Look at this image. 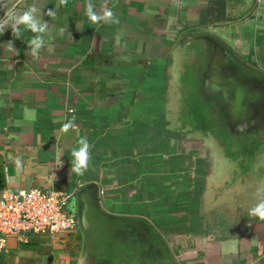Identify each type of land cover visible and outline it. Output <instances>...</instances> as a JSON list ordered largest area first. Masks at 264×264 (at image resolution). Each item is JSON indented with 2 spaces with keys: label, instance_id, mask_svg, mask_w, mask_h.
I'll return each mask as SVG.
<instances>
[{
  "label": "crops",
  "instance_id": "1",
  "mask_svg": "<svg viewBox=\"0 0 264 264\" xmlns=\"http://www.w3.org/2000/svg\"><path fill=\"white\" fill-rule=\"evenodd\" d=\"M33 6L37 56L26 25L0 27V194L66 192L78 226L8 236L0 264H264V220L245 209L264 200V103L247 118V70L235 88L224 50L264 73V0H225L204 24L208 0H0V23ZM190 76L212 118L200 129L182 115Z\"/></svg>",
  "mask_w": 264,
  "mask_h": 264
},
{
  "label": "built area",
  "instance_id": "2",
  "mask_svg": "<svg viewBox=\"0 0 264 264\" xmlns=\"http://www.w3.org/2000/svg\"><path fill=\"white\" fill-rule=\"evenodd\" d=\"M70 194L39 188L5 190L0 194V253L7 237L26 235L58 237L73 232L77 216L67 209Z\"/></svg>",
  "mask_w": 264,
  "mask_h": 264
},
{
  "label": "clouds",
  "instance_id": "3",
  "mask_svg": "<svg viewBox=\"0 0 264 264\" xmlns=\"http://www.w3.org/2000/svg\"><path fill=\"white\" fill-rule=\"evenodd\" d=\"M37 11L38 10L34 6L28 8L22 15L19 16L15 11H9L7 13V19L0 23V27H4V25L11 26L13 34L17 37H21L18 29L20 24L26 25L31 32L36 33L34 38L27 41L33 56H37L40 49L43 47L45 40L42 34L47 30V24L42 23L39 19H37ZM48 14L53 15L54 13L50 10ZM85 14L93 22L102 21L104 23H108L113 19V13L111 11H105L101 15L94 10L91 4L88 5ZM10 46L13 47L12 43ZM69 127L70 124H65L62 131L67 132ZM71 155V172L82 175L83 172L87 170L89 165V145L87 142L81 140L80 146L71 150ZM16 163L19 168L20 162L17 160ZM250 212L253 216H257L261 220H264V200L260 201L250 210Z\"/></svg>",
  "mask_w": 264,
  "mask_h": 264
},
{
  "label": "water",
  "instance_id": "4",
  "mask_svg": "<svg viewBox=\"0 0 264 264\" xmlns=\"http://www.w3.org/2000/svg\"><path fill=\"white\" fill-rule=\"evenodd\" d=\"M224 50L226 51L225 53L229 56L231 60V64L233 65L234 68L233 70L234 75L232 76V81H235L234 83L235 88L241 87L240 80L238 79L237 69L239 68V69L247 70V74H248L247 86L244 88L245 85L242 84L243 91L245 92V90H247V94L245 92L246 99L244 102L245 104L244 111L252 113L247 115V118L255 121V119L259 118L258 107L264 103V73L252 66L243 64L231 50L227 48H224ZM257 87L259 88L258 91H256Z\"/></svg>",
  "mask_w": 264,
  "mask_h": 264
},
{
  "label": "rangeland",
  "instance_id": "5",
  "mask_svg": "<svg viewBox=\"0 0 264 264\" xmlns=\"http://www.w3.org/2000/svg\"><path fill=\"white\" fill-rule=\"evenodd\" d=\"M191 78H188L186 80L188 89H187V97L184 98L185 104L182 110V115L185 117V119H187V122L192 123L190 121V119L192 118L195 121H197V128L200 129L199 125L208 124L209 121L212 120V118L210 117V115L206 113L205 108L198 107L197 104L201 105V102H199L200 100H198V98H201V97L197 96V88H196L195 79L193 78L191 79ZM185 85H186V82H185ZM221 166L222 165H220L219 167ZM255 205L256 203H252L249 205V208L245 207V209H252ZM110 264H114L113 258L110 260Z\"/></svg>",
  "mask_w": 264,
  "mask_h": 264
},
{
  "label": "trees",
  "instance_id": "6",
  "mask_svg": "<svg viewBox=\"0 0 264 264\" xmlns=\"http://www.w3.org/2000/svg\"><path fill=\"white\" fill-rule=\"evenodd\" d=\"M213 3L215 6H211V8L206 11H202L199 14V20L201 24H204L206 22L216 21L221 22L226 19L224 16V5L225 0H208V3Z\"/></svg>",
  "mask_w": 264,
  "mask_h": 264
},
{
  "label": "flooded vegetation",
  "instance_id": "7",
  "mask_svg": "<svg viewBox=\"0 0 264 264\" xmlns=\"http://www.w3.org/2000/svg\"><path fill=\"white\" fill-rule=\"evenodd\" d=\"M205 39L209 42L208 45H209V46H212V48L215 50V49H216L215 46H216L217 44H216L213 40H211L209 37H205ZM188 51L191 52L190 49H189Z\"/></svg>",
  "mask_w": 264,
  "mask_h": 264
}]
</instances>
